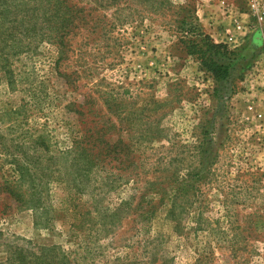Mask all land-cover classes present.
Returning a JSON list of instances; mask_svg holds the SVG:
<instances>
[{
	"label": "rangeland",
	"instance_id": "374dc122",
	"mask_svg": "<svg viewBox=\"0 0 264 264\" xmlns=\"http://www.w3.org/2000/svg\"><path fill=\"white\" fill-rule=\"evenodd\" d=\"M74 1L63 56L0 29V183L41 196L0 193V264L44 246L76 264H264V0ZM206 37L227 48L221 82ZM99 128L119 149L87 172L64 152Z\"/></svg>",
	"mask_w": 264,
	"mask_h": 264
},
{
	"label": "trees",
	"instance_id": "16d2710c",
	"mask_svg": "<svg viewBox=\"0 0 264 264\" xmlns=\"http://www.w3.org/2000/svg\"><path fill=\"white\" fill-rule=\"evenodd\" d=\"M95 1L102 3L103 0ZM144 3L164 5L169 3V0H144ZM84 11L85 9L79 6L74 0H0V20H3L0 29H3V31L9 30L10 32H7V35L9 37L12 36L14 39L16 32H20L24 36H31L33 39L40 33L41 40L46 39L48 42L54 45L56 44L60 51L59 53L63 56V53L66 52L65 45L68 47L66 42H68L71 33L73 34L75 32L74 29L79 27L77 20L86 17ZM191 17L193 16L191 15ZM7 19L13 22H10L9 29H6V26H4ZM39 26L40 31L38 32ZM44 28H46V32L42 31ZM206 38L207 47L204 50H200L202 53L200 59L212 77L217 82H221L230 75L229 64L220 58V56L225 55L227 48L221 44L212 43L208 37ZM1 39H3L2 41L6 40L4 36ZM14 44H16L15 47L17 48L18 44L16 41ZM4 52V49H0V54ZM61 59L62 57L60 56L57 64H59ZM0 66V71L4 70L12 79L13 70L11 68L7 69L6 65ZM71 103L74 105V111L79 116L93 115V109L82 108V104L76 102ZM105 133L106 131L103 128H99L94 132L89 131L84 138L76 139L72 147L68 148L64 153L70 157L73 165L78 166V168H83L82 166H84L83 169L90 172L94 165H97L98 160L103 161V158L99 156L101 151H104L106 158H110L113 151L115 152L119 149L118 144H112L105 138ZM98 146L100 147L99 152L96 149ZM118 158L120 161H123V158L120 156ZM24 172L27 173V170H20L22 179L25 178L24 176L29 175L24 174ZM78 179L74 178V181ZM76 189L77 187L74 185L70 190L75 191ZM34 190L24 200L26 193L21 190V187H18L17 182L14 184L11 182L0 183V193H7L17 207H23L22 205H25L28 208H39L41 205V196L38 191L40 190L37 188ZM71 199L74 200L73 197ZM70 206L73 209L76 208L74 203L73 205L70 204ZM33 248L34 250H30L28 253H25L24 250H16V253L10 257L7 256L6 262L1 264H76V261L73 260L74 258L71 257L70 253L72 252H66L60 246Z\"/></svg>",
	"mask_w": 264,
	"mask_h": 264
},
{
	"label": "built area",
	"instance_id": "2783aa9c",
	"mask_svg": "<svg viewBox=\"0 0 264 264\" xmlns=\"http://www.w3.org/2000/svg\"><path fill=\"white\" fill-rule=\"evenodd\" d=\"M229 40H232V37H229Z\"/></svg>",
	"mask_w": 264,
	"mask_h": 264
}]
</instances>
